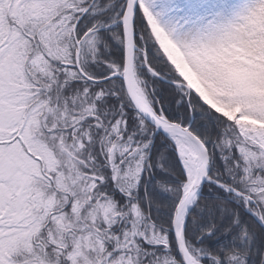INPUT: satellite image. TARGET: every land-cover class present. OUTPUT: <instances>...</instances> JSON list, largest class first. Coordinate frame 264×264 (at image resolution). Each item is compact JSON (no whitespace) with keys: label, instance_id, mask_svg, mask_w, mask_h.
<instances>
[{"label":"snow or ice","instance_id":"1","mask_svg":"<svg viewBox=\"0 0 264 264\" xmlns=\"http://www.w3.org/2000/svg\"><path fill=\"white\" fill-rule=\"evenodd\" d=\"M262 9L241 0L181 37L153 0H0V264H264L242 223L264 225V130L182 72L206 74L204 54ZM103 33L124 46L119 62ZM194 210L210 219L190 236ZM235 229L241 247H212Z\"/></svg>","mask_w":264,"mask_h":264},{"label":"rangeland","instance_id":"2","mask_svg":"<svg viewBox=\"0 0 264 264\" xmlns=\"http://www.w3.org/2000/svg\"><path fill=\"white\" fill-rule=\"evenodd\" d=\"M206 1L210 2L211 0H153V4L155 11L161 14L162 21L170 27L179 26L180 31L177 34L183 37L190 32H195L198 28L207 25L221 15L226 16L216 3L208 7L204 4ZM185 26L190 28L189 32L186 31ZM238 35L247 45L246 47L238 45L247 53L243 60L238 61V63L250 67L254 71H245L242 78H229L228 83L231 84V81H234L236 85L241 87L240 99L244 101L249 98L258 99V105L264 108V97L262 95L257 96L256 93L250 91L253 88L251 85L256 80L257 70H260L255 63H262L260 45L264 40V9L253 14ZM203 65L206 74L201 75L194 72L187 63H182V72L190 85L201 93L208 104L217 108L224 115L232 119L243 120L242 128L251 131L264 130V128L258 127L262 124L259 119L242 115L243 107L236 103L237 100H231L229 97V100L226 99V94L219 84L220 77L224 78L225 76L217 71L210 62L203 63Z\"/></svg>","mask_w":264,"mask_h":264},{"label":"trees","instance_id":"3","mask_svg":"<svg viewBox=\"0 0 264 264\" xmlns=\"http://www.w3.org/2000/svg\"><path fill=\"white\" fill-rule=\"evenodd\" d=\"M240 2H241V0H211L210 2L206 1L204 4L207 5L208 7H210L213 3H216L217 6L220 8V10L223 11L224 14H226V16H227L232 12V10L234 8H236L240 4ZM183 16H184V12H183ZM120 31H121V29H120L119 25L116 27H113L110 30V32H116V33L120 32ZM103 35H104L105 40L110 44V51H106L105 56L109 59H112V60L119 62L121 59L124 58V55H125L124 46L121 45L120 43L116 42L109 33H103ZM255 64H256V66H258L260 68V70H257L258 74L256 76V80L251 85L253 88L250 91H251V93H256L257 96L262 95L264 97V78H262L260 75L261 66H264V65H262V63H255ZM243 68L245 69L246 72L254 71V69H252L250 67L243 66ZM145 78L148 79L147 76H145ZM229 81H230L229 78H226V77H224V78L220 77V80H219V84H221V87H222L224 93L226 94V99L229 100L228 99V97H229V98H231V100H233V99L237 100L236 103H239L243 107L242 111L245 112L246 108H249L252 105L242 102L244 100L239 98V95H241V91H240L241 87L236 85L234 81H231V84H229L228 83ZM151 83H152L153 87L158 88L162 92H168L171 89V85L165 81L153 80V81H151ZM189 85H190V83H189ZM200 95H201V93H200ZM203 99H204V97H203ZM254 100L257 102V104L259 103L258 99H254ZM205 102H206V100H205ZM110 103H112V102L110 101ZM210 106H212V105H210ZM213 108H215V107H213ZM215 109L217 110V108H215ZM217 111L220 112L219 110H217ZM220 113H222V112H220ZM168 114L174 119L179 118V113L177 111H170ZM228 118L236 121V123L240 126L244 123L243 120H241L239 118H236V119H232L230 117H228ZM259 120L261 121L262 124L259 125L258 127L264 128V120H261V119H259ZM194 214L201 215V223L194 228L193 225L191 224V222H189L188 232H189L190 236L194 235L200 228L206 226V224L208 223V221L210 219V214L208 212H205L203 214H199V213H195V210H194ZM219 217H220V212H219V209H217L215 212V215L211 216V218L219 221ZM228 223H230V218L225 217V219L222 222V225H227ZM242 223L246 224L249 227V229L254 233L253 249L259 250L261 244L264 243V227L262 225H260L259 222H257L256 220H254L253 218H251L247 215L242 216ZM238 232H239V229H235L231 234L224 235L222 233V230H221L212 238L210 243L212 244V247L214 249L215 248H222V247L223 248H230L233 246L241 247L242 245L240 244V242L238 240ZM250 264H255V256H253L250 259Z\"/></svg>","mask_w":264,"mask_h":264},{"label":"clouds","instance_id":"4","mask_svg":"<svg viewBox=\"0 0 264 264\" xmlns=\"http://www.w3.org/2000/svg\"><path fill=\"white\" fill-rule=\"evenodd\" d=\"M244 26L238 28L229 38H227L218 47L213 48L204 54L203 63H211L213 67L222 73L226 78H242L245 69L241 63L244 56L247 55L238 45L247 46L241 40L238 33L243 30ZM262 65H264V40L260 45ZM260 75L264 78V66H261Z\"/></svg>","mask_w":264,"mask_h":264},{"label":"bare ground","instance_id":"5","mask_svg":"<svg viewBox=\"0 0 264 264\" xmlns=\"http://www.w3.org/2000/svg\"><path fill=\"white\" fill-rule=\"evenodd\" d=\"M185 29H186L187 32L190 31V28L188 26H185Z\"/></svg>","mask_w":264,"mask_h":264},{"label":"water","instance_id":"6","mask_svg":"<svg viewBox=\"0 0 264 264\" xmlns=\"http://www.w3.org/2000/svg\"><path fill=\"white\" fill-rule=\"evenodd\" d=\"M125 55H126V50H125Z\"/></svg>","mask_w":264,"mask_h":264}]
</instances>
